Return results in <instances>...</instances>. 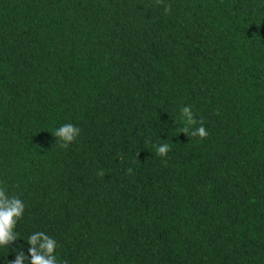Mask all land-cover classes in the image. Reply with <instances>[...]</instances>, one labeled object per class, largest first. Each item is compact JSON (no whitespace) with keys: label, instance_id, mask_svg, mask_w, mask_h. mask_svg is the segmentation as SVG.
<instances>
[{"label":"trees","instance_id":"trees-1","mask_svg":"<svg viewBox=\"0 0 264 264\" xmlns=\"http://www.w3.org/2000/svg\"><path fill=\"white\" fill-rule=\"evenodd\" d=\"M0 187L4 264H264V0H0Z\"/></svg>","mask_w":264,"mask_h":264},{"label":"clouds","instance_id":"clouds-1","mask_svg":"<svg viewBox=\"0 0 264 264\" xmlns=\"http://www.w3.org/2000/svg\"><path fill=\"white\" fill-rule=\"evenodd\" d=\"M180 132L204 138L208 135L202 122L198 121L192 108L184 106L180 109ZM199 124L197 127L196 125ZM80 128L73 123H63L57 127L52 135L61 144L67 147L76 141L80 135ZM155 154L164 157L170 148L167 143H160L153 146ZM24 201L16 195H9L7 190L0 187V249L6 248L18 240V233L15 231L16 225L25 212ZM27 252L23 250V245H18L14 249L15 259L7 260L8 264H58L56 255L57 241L43 231H34L26 237ZM4 264V260L0 261Z\"/></svg>","mask_w":264,"mask_h":264}]
</instances>
